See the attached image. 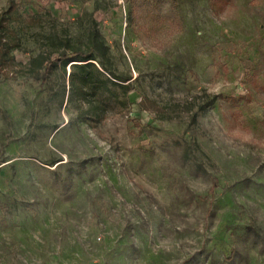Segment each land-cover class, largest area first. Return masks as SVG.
<instances>
[{
  "label": "rangeland",
  "instance_id": "374dc122",
  "mask_svg": "<svg viewBox=\"0 0 264 264\" xmlns=\"http://www.w3.org/2000/svg\"><path fill=\"white\" fill-rule=\"evenodd\" d=\"M11 5L0 264H264V0ZM94 28L129 88L96 117L60 69Z\"/></svg>",
  "mask_w": 264,
  "mask_h": 264
},
{
  "label": "trees",
  "instance_id": "16d2710c",
  "mask_svg": "<svg viewBox=\"0 0 264 264\" xmlns=\"http://www.w3.org/2000/svg\"><path fill=\"white\" fill-rule=\"evenodd\" d=\"M14 12V6L11 5L7 12L0 17L1 69L15 64V59L10 54L12 50L18 48L17 38L10 28V18ZM5 16H9V19H6ZM68 50L63 51L60 55V69L66 73V68H69L68 99L87 104L89 112L96 117L104 112L105 92L109 93L110 98H113V100L119 101V95L114 90L118 88L125 98L129 88L123 84L128 80L119 77L109 69L111 65L109 48L96 28L89 34L85 49L68 46ZM50 67L51 65H47L46 70L49 71ZM125 102V99L120 101L123 106L126 105ZM213 103L214 99L210 101L209 105ZM140 108L141 110L151 111L156 110L158 107L154 103L143 101ZM192 121L195 122V116L192 117Z\"/></svg>",
  "mask_w": 264,
  "mask_h": 264
}]
</instances>
